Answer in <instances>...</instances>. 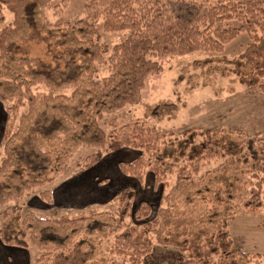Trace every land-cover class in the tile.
<instances>
[{
    "label": "trees",
    "instance_id": "obj_1",
    "mask_svg": "<svg viewBox=\"0 0 264 264\" xmlns=\"http://www.w3.org/2000/svg\"><path fill=\"white\" fill-rule=\"evenodd\" d=\"M53 2L0 0V24L5 10L13 15L12 23L0 31V102L8 115L0 159V206L18 204L33 190L52 185L84 146L106 153L138 151L139 156L120 163L119 170L140 184L151 172L155 183L163 186L161 201L169 197L170 178H175L171 191H179L184 184L193 185L205 165L230 151L240 156L245 150V159L253 162L255 182L244 209L248 214L263 211L260 227L264 229V138L233 143L229 149L212 130L160 131L140 119L113 125L109 134L101 126L105 116L140 101L148 78L162 71L159 60L223 53L241 33L248 34L250 42L240 83L264 93V0H88L89 19L52 24L46 10ZM101 19L105 33L129 32L111 49L107 61L108 48L98 43L94 24ZM31 43L44 44L51 60L27 56L24 46ZM104 62L109 75L99 80L97 65ZM39 86L46 90L38 91ZM25 106L27 111L14 130L11 121ZM173 108V104L160 105L152 114L165 116ZM103 157L102 151L86 157L78 163L79 173ZM39 197L54 204L49 190ZM135 198L133 187L126 186L113 199L119 205L117 214L77 217L42 218L14 206L0 221V240L9 247H36L42 255L33 264H43L55 252L73 247L75 238L65 233L84 228L99 240L112 238L111 254L128 264H145L155 248L152 234L160 245L180 249L184 264H264L263 255L234 248L228 223L217 225L213 232L173 239L160 220L162 205L151 220V206L143 202L134 210Z\"/></svg>",
    "mask_w": 264,
    "mask_h": 264
},
{
    "label": "rangeland",
    "instance_id": "obj_2",
    "mask_svg": "<svg viewBox=\"0 0 264 264\" xmlns=\"http://www.w3.org/2000/svg\"><path fill=\"white\" fill-rule=\"evenodd\" d=\"M88 0H54L46 10V18L52 24L72 22L89 17L87 10ZM58 6V7H56ZM5 20L0 24L2 28L12 23L13 15L4 11ZM89 19V18H88ZM98 30V43L105 45L109 53L104 55L109 59L111 49L125 40L129 32L105 33L103 19L94 22ZM250 39L248 34L241 33L234 41L226 46L223 53H194L187 56H170L159 62L162 71L159 75L151 76L146 82L140 101L128 105L113 115H107L101 121V126L107 134L112 126H121L138 119L148 125L155 126L160 131L179 133L186 129H200L202 131H216L215 139L231 149V144L244 145L249 138H264V93L259 89H250L240 83L243 55ZM25 54L29 57L51 60L48 48L44 44L31 43L24 46ZM97 79L103 80L109 75L107 62L97 65ZM44 92L43 86L37 87ZM65 93H71V90ZM173 104L174 108L165 116H154L152 113L160 105ZM3 104L0 102V106ZM27 107L20 109L13 118L14 130L18 126L21 114ZM198 137L197 140H201ZM102 151L105 176L109 178V186L123 187L132 183L136 192L133 209H138L143 202L152 208L153 220L159 215L165 222V230L169 237L184 238L199 236L206 232H213L217 225L228 223L234 248L241 249L248 254L264 256V229L260 227L263 211L248 214L244 203L249 197L253 181V162L240 156L227 155L203 167L193 185L184 184L179 191L172 192L175 178H170L169 188L163 201V186L156 184L151 172L146 174L143 184L136 179L123 175L119 170L122 162H132L139 152L130 149H121L117 152L106 153L90 147H82L71 159L67 171L46 189H36L28 193L18 204L9 202L0 206V221L5 212L14 206L35 212L42 218H60L64 215L77 217L82 214L92 215L99 213L117 214L119 205L115 202L97 203L87 208L74 205L71 209L54 207L39 199L43 190L56 189L65 180L79 174L78 163L94 153ZM4 157L3 146L0 145V159ZM96 167V166H95ZM214 172V173H212ZM82 173V172H81ZM211 173V174H210ZM200 177H206L199 181ZM103 183L107 179H100ZM122 187V188H123ZM132 187V186H131ZM165 196V197H166ZM40 203V204H38ZM162 203V204H160ZM100 221L104 218L96 217ZM132 221V220H128ZM66 235L74 237L73 247L60 250L47 258L43 264H128L123 259L116 258L110 252L113 239L99 240L88 229L81 231L68 230ZM155 242L153 253L145 260V264H184L185 254L177 247L160 245L155 234L151 235ZM64 246V245H63ZM65 248V247H63ZM29 255L34 261L42 255L36 247L31 246Z\"/></svg>",
    "mask_w": 264,
    "mask_h": 264
},
{
    "label": "crops",
    "instance_id": "obj_3",
    "mask_svg": "<svg viewBox=\"0 0 264 264\" xmlns=\"http://www.w3.org/2000/svg\"><path fill=\"white\" fill-rule=\"evenodd\" d=\"M8 115L4 106H0V145L3 146L4 135L7 129ZM117 152V151H116ZM103 159V158H102ZM100 161L99 165L103 163ZM96 167L79 173L77 176L69 178L62 182L56 189H48L51 191L54 204L51 206L71 209L74 205L79 208H87L97 203L112 202L117 192L122 189L125 183L117 187L109 186V178L105 176V169ZM107 179L108 182L103 183L100 179ZM55 184V183H54ZM52 184V185H54ZM133 188L132 183H127ZM40 199V198H39ZM41 200V199H40ZM41 201V205H42ZM38 203V204H40ZM44 204V202H43ZM34 258L29 255V249L17 247H9L0 240V264H33Z\"/></svg>",
    "mask_w": 264,
    "mask_h": 264
}]
</instances>
